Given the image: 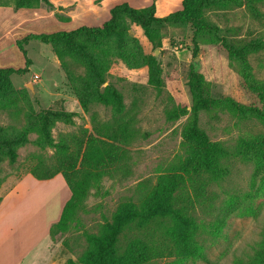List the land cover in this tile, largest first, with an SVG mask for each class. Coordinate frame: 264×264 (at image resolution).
<instances>
[{
    "label": "rangeland",
    "instance_id": "rangeland-1",
    "mask_svg": "<svg viewBox=\"0 0 264 264\" xmlns=\"http://www.w3.org/2000/svg\"><path fill=\"white\" fill-rule=\"evenodd\" d=\"M158 3L164 10L172 6L163 16L182 8L179 0H150L147 6L154 4L157 16ZM0 5L15 8V0H1ZM101 6V0H76L75 4L62 7L65 11L55 10L35 25L22 24L1 37L0 67L24 71L13 73V90L9 95H0V126L20 131L30 114L72 111V122L58 119L51 128L53 139L58 142L86 129L91 132L97 120L115 121L110 105L93 102L89 111L83 109L52 44L38 38L25 39L30 34L101 26L111 15L109 12L103 17ZM54 7L40 1L31 9L41 8L43 13H49ZM203 16L214 27L196 34L188 21L154 22L159 33L154 41L141 26L125 19L133 51L152 55L155 64L152 69L147 65L133 66L118 55L109 56L101 88L110 84L122 93L125 110L120 119L129 124L132 135L121 143V160L91 187L67 230L50 233L71 195L63 175L58 173L55 180L28 175L33 167H40L42 173L50 171L56 162V146L39 144L38 132L31 131L29 140L17 147L16 161L10 162L6 156L0 162V195L4 197L14 190L0 204L8 207L0 214L4 221L0 228V264H11L26 253L25 264H70V260L86 264L80 257L87 246V235L97 233L111 221L123 202L140 203L163 170L186 155L185 133L190 125L195 71L204 76L205 95L216 99L232 97L243 104L262 106L244 75L251 72L254 79L264 80V49L248 51L243 59L230 54L224 42L241 47L254 39L264 40V0H233L205 7ZM157 40L161 41L158 45ZM1 46L6 50H1ZM48 57L58 60L53 63L52 58L46 67ZM65 60L76 73L85 74L86 67L75 58L66 55ZM35 73L39 78H34ZM154 74H158L160 86L151 82ZM199 116L200 126L209 137L232 151L241 137L264 134V124L258 118L241 117L226 107L202 110ZM224 165L228 174L211 182L205 192L207 200L192 210L198 223L200 254L181 259L166 250L144 264H236L238 258L254 252L264 236V188L257 190L253 162L231 155ZM150 232L127 226L119 245L124 248L136 237L149 239ZM160 233L158 230L154 237H161ZM45 234L47 240L29 255V249Z\"/></svg>",
    "mask_w": 264,
    "mask_h": 264
},
{
    "label": "trees",
    "instance_id": "trees-1",
    "mask_svg": "<svg viewBox=\"0 0 264 264\" xmlns=\"http://www.w3.org/2000/svg\"><path fill=\"white\" fill-rule=\"evenodd\" d=\"M40 1L52 5L50 0H15V8L35 7ZM230 1L233 0H182V8L166 16L155 15L154 4L134 7L128 2H122L110 9V18L101 26L83 25L73 30L30 34L25 38H38L52 44L85 111L90 110L93 102H101L112 107L115 117L114 122L97 120L91 132L86 129L81 134L68 135L58 142L54 141L51 128L58 119L72 122L75 114L72 111L58 109L30 114L28 123L20 131H10L0 126V162L6 156L10 162L16 161L17 147L29 140L28 134L31 131L38 132L36 141L39 144L57 148L56 162L48 173H42L40 167L30 169V173L38 179L52 178L61 173L71 191L59 220L50 227L51 235L69 228L91 187L113 164L121 160L124 154L121 143L127 142L132 135L129 124L120 119L125 110L122 93L110 84L101 88L106 80L110 55H118L133 66L154 67L155 58L152 55H141L133 51L125 19L129 18L141 26L152 41L159 34L153 27L154 22L188 21L196 34L202 29L214 27L203 16L205 7L223 5ZM160 42L157 40L156 45ZM224 46L230 54L244 59L248 51L264 49V40L254 39L241 47L224 42ZM66 55L82 63L86 67L85 74L76 73L65 60ZM23 71L14 67H0V95L11 93V75ZM193 77V106L190 125L185 133L188 146L186 155L163 170L152 190L140 203L123 202L111 221L103 224L97 233L87 235V246L80 257L83 263L144 264L163 255L166 250L181 259L200 254L198 223L192 210L207 200V186L228 174L229 169L224 165V160L231 155L253 162L258 176L257 190L264 188V134L241 137L236 150L232 151L209 137L200 126L199 116L202 110L226 107L241 117L254 116L264 124V80L254 79L251 72L244 75L249 87L262 102V106H258L240 103L232 97L216 99L207 96L203 74L195 71ZM151 82L160 86L158 74L152 76ZM2 199L0 195V202ZM127 226L137 231L147 229L151 231V237H136L121 248L119 238ZM158 230L161 237L156 238L154 235H157ZM70 264L76 263L70 260ZM236 264H264V236L254 252L246 258H238Z\"/></svg>",
    "mask_w": 264,
    "mask_h": 264
},
{
    "label": "crops",
    "instance_id": "crops-1",
    "mask_svg": "<svg viewBox=\"0 0 264 264\" xmlns=\"http://www.w3.org/2000/svg\"><path fill=\"white\" fill-rule=\"evenodd\" d=\"M50 1L52 4L55 5V7L49 13L48 12L43 13L41 8L40 9H38V8H35V9L34 8H32V9L31 8L15 9L12 6L0 5V41H1V37H4V34L7 36L11 32L15 31V29L17 27H19L20 25L25 24V23H28L30 25H35L38 19H43L44 15H45L44 16V18H45L47 14L53 15L55 10L65 11V9L62 7H66V6H69L70 4L76 3V0H50ZM101 1H102V6H101V13L100 14L104 17L106 13L108 14L110 12V9L112 8V6H114L118 3L129 2L134 7H144V6H147L149 4L150 0H101ZM179 1L182 2V0H179ZM171 9H172V6L166 10L161 9L160 5L158 3V14H159V16H163L165 13L169 12ZM1 50L5 51L6 50L5 46L4 47L1 46ZM51 59H52L53 63L54 62L56 63L58 60V59H55L54 57H48L47 63L44 64L46 67H49ZM29 174H31V173H28V175ZM55 177L56 176H54L53 178H47V179L55 180L54 179ZM43 180H46V179H43ZM23 181H24V178L21 179L19 182H23ZM10 191H14V190H10ZM10 191L6 195H8L10 193ZM6 195L3 197L0 204H3L5 202V199L7 197ZM7 208L8 207H0V214L7 211ZM3 224H4V221L1 219V216H0V228L3 226ZM47 237H48V234H45L38 241H36L33 244V246L29 249L28 254L29 253L33 254V252L39 246V244H42L43 242H45L47 240ZM26 255H27V253L25 255L15 259L14 261H12L11 264H25L27 262L25 259Z\"/></svg>",
    "mask_w": 264,
    "mask_h": 264
},
{
    "label": "built area",
    "instance_id": "built-area-1",
    "mask_svg": "<svg viewBox=\"0 0 264 264\" xmlns=\"http://www.w3.org/2000/svg\"><path fill=\"white\" fill-rule=\"evenodd\" d=\"M34 78H35V79L39 78V74H38V73H35V74H34Z\"/></svg>",
    "mask_w": 264,
    "mask_h": 264
},
{
    "label": "bare ground",
    "instance_id": "bare-ground-1",
    "mask_svg": "<svg viewBox=\"0 0 264 264\" xmlns=\"http://www.w3.org/2000/svg\"><path fill=\"white\" fill-rule=\"evenodd\" d=\"M35 190H37V189H35ZM38 191V190H37Z\"/></svg>",
    "mask_w": 264,
    "mask_h": 264
},
{
    "label": "water",
    "instance_id": "water-1",
    "mask_svg": "<svg viewBox=\"0 0 264 264\" xmlns=\"http://www.w3.org/2000/svg\"><path fill=\"white\" fill-rule=\"evenodd\" d=\"M32 87V86H31Z\"/></svg>",
    "mask_w": 264,
    "mask_h": 264
}]
</instances>
